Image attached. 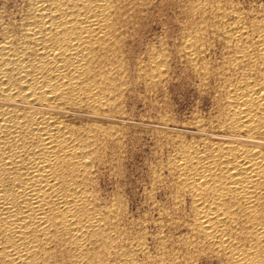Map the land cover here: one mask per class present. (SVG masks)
<instances>
[{
    "label": "bare ground",
    "instance_id": "1",
    "mask_svg": "<svg viewBox=\"0 0 264 264\" xmlns=\"http://www.w3.org/2000/svg\"><path fill=\"white\" fill-rule=\"evenodd\" d=\"M148 1L29 0L18 21L0 23V264H140L141 240L112 255L120 206L95 177L119 145L128 43ZM240 24L228 30V68L242 62L246 73L225 87L217 122L198 118L191 138L169 137L194 239L168 264H264V37ZM195 39L189 62L202 49ZM165 61L153 54L141 70L156 78Z\"/></svg>",
    "mask_w": 264,
    "mask_h": 264
},
{
    "label": "rangeland",
    "instance_id": "2",
    "mask_svg": "<svg viewBox=\"0 0 264 264\" xmlns=\"http://www.w3.org/2000/svg\"><path fill=\"white\" fill-rule=\"evenodd\" d=\"M149 1L128 43L127 84L120 104L124 117L116 122L121 134L119 145L108 149L95 178L104 200L120 206L122 234L112 255L124 245L141 240L145 250L135 254L137 262L158 264L165 258L168 264L179 248V258L186 257L184 247L194 239L186 229L193 221L191 197L173 187L169 165L176 150L169 137L178 133L191 138V126L198 118L217 122L227 84L246 73L242 62L235 66L240 68H228L235 52L228 30L241 23L254 35L255 26L261 25L263 38L264 0ZM28 2L0 0V23L18 21ZM190 37L202 48L198 60L191 63L183 52ZM153 54L166 58V69L149 78L143 70L150 66ZM205 68L208 73L203 74ZM178 83L183 89L180 92ZM196 257L191 259L195 264H220L213 257H199L197 261Z\"/></svg>",
    "mask_w": 264,
    "mask_h": 264
},
{
    "label": "snow or ice",
    "instance_id": "3",
    "mask_svg": "<svg viewBox=\"0 0 264 264\" xmlns=\"http://www.w3.org/2000/svg\"><path fill=\"white\" fill-rule=\"evenodd\" d=\"M176 87H177V91H178V92H180V91H182V90H183V89H182V85H181V84H179V83L177 84V86H176Z\"/></svg>",
    "mask_w": 264,
    "mask_h": 264
}]
</instances>
